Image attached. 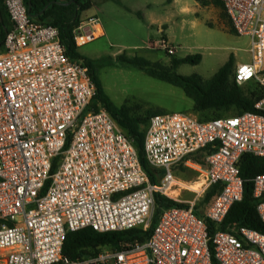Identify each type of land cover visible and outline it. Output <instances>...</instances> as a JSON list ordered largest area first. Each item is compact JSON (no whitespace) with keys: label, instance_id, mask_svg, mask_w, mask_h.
<instances>
[{"label":"built area","instance_id":"1","mask_svg":"<svg viewBox=\"0 0 264 264\" xmlns=\"http://www.w3.org/2000/svg\"><path fill=\"white\" fill-rule=\"evenodd\" d=\"M221 1L236 33L250 39L251 61L237 64L235 80L264 92V0ZM2 2L12 26L0 52V264H264V232H211L208 223L218 227L243 199L242 155L264 157V94L258 112L209 120L188 112L153 115L145 154L164 174L152 183L134 141L106 108H91L96 87L88 66L66 53L59 28L34 20L25 0ZM99 25L97 18L83 20L73 30L77 46L103 35ZM206 147L205 164L194 160ZM180 163L198 173L194 182L175 175ZM253 183L264 223V173ZM216 185L199 215L198 200ZM183 191L194 197L181 198ZM156 193L187 205L165 208L146 241L85 259L64 255L72 231L148 229Z\"/></svg>","mask_w":264,"mask_h":264},{"label":"trees","instance_id":"2","mask_svg":"<svg viewBox=\"0 0 264 264\" xmlns=\"http://www.w3.org/2000/svg\"><path fill=\"white\" fill-rule=\"evenodd\" d=\"M30 8L31 17L41 23L55 25L59 28L60 38L66 47V53L73 59L82 61L88 66L89 73L96 87V94L92 100L91 108L99 109L100 106L106 108L116 119L124 133L134 141L138 148L141 164L148 173L152 183H158L164 174V170L154 167L150 164L145 154V137L149 127L150 118L160 110L147 108L143 109L142 104L128 106L126 104L116 105L105 91L103 82L99 76V63L83 56L74 39L73 30L85 20L81 12L92 7L93 0H25ZM202 5L213 4L224 10L222 16L229 22L230 29L235 32L231 20L224 9L221 0H197ZM0 8L3 15V21H0L1 34L0 43L6 36V32L11 28L12 22L7 10L0 0ZM6 27V29L4 28ZM7 30V31H5ZM202 60L201 54L188 55L184 58L173 60L172 69L167 68L160 62H152L143 56L128 57L120 55L116 61H122L134 64L145 70L149 75L167 81L183 89L186 96L194 102L193 110L195 113L212 114L223 111L236 110L239 114L245 111L258 112L255 108L256 102L263 96V90L255 82V87L239 85L235 80L236 60L231 55L217 72L210 78H204L202 75L193 73L183 75L173 73L172 70L183 63L198 64ZM246 84V85H248ZM229 115V116H231ZM222 117V116H218ZM218 117H203L201 120H209ZM210 152V147H206L196 154L193 158L199 163L205 164V156ZM57 163H54L52 171H55ZM241 175L245 180V189L243 199L235 203L230 209L226 219L218 227L211 221H208L211 232L219 229L231 230L233 228L245 226L264 232V223L261 220L257 204L258 200L253 196V179L256 175L264 173V157L245 153L240 162ZM185 173L186 171L195 172L180 163L178 165ZM218 186L211 187L197 202L196 212L203 215V207L207 205L213 196L217 193ZM156 209L152 223L148 229L138 226L124 231L98 232L93 228H84L69 232L65 240L63 253L72 259H85L97 254L104 248L119 249L125 242L146 241L157 223L161 212L171 206H186L187 204L176 202L160 193L155 194ZM5 222L0 219V227ZM8 225L13 222L8 221Z\"/></svg>","mask_w":264,"mask_h":264},{"label":"rangeland","instance_id":"3","mask_svg":"<svg viewBox=\"0 0 264 264\" xmlns=\"http://www.w3.org/2000/svg\"><path fill=\"white\" fill-rule=\"evenodd\" d=\"M166 2L158 0L150 10V7L135 0H93L92 7L82 11L81 15L84 19L97 18L104 34L79 46V52L99 63V76L105 91L116 105L132 106L138 103L142 104L144 110L188 112L199 119L236 113L234 109L214 116L195 113L193 100L186 96L181 87L151 76L134 64L116 61L120 55L143 56L172 69L174 59L201 54L200 63H183L172 72L183 75L197 73L204 78L213 76L231 55H234L237 64L251 61L249 37L232 32L228 20L222 14L213 12L215 8L220 11L213 4L207 5L210 11L164 19L165 32H160L157 24L152 26L150 21L157 15L163 18L169 16ZM164 34L168 38V45L175 48L173 55H169L164 47ZM244 87H255V84ZM174 173L186 183L198 178L197 172L184 173L178 165ZM193 197L189 191L182 192L183 199Z\"/></svg>","mask_w":264,"mask_h":264},{"label":"crops","instance_id":"4","mask_svg":"<svg viewBox=\"0 0 264 264\" xmlns=\"http://www.w3.org/2000/svg\"><path fill=\"white\" fill-rule=\"evenodd\" d=\"M60 1H64V0H60ZM135 1H137V3H140L142 5L150 7V10H151V9H153V6H155L157 4L158 0H135ZM165 7L167 10L166 13L169 16H166L165 18H163L162 16L157 15V16H154L150 21L152 26L157 24V26L159 27V31L162 33L165 32V30H164L165 24H163L164 19L167 20V19L173 18V17H175V18H177V17H188L192 14H200V13H203L205 11H210L208 6L202 5L197 0H167ZM219 9H220V11L215 8V9H213L214 10L213 12H217V13L221 14L222 9L221 8H219ZM99 27L102 29V32L104 34V29H103V26L101 23H100ZM0 34H1V27H0ZM163 39H164L163 42H165V43L168 42V38L166 37L165 34L163 36ZM0 49H3V44H1V43H0Z\"/></svg>","mask_w":264,"mask_h":264},{"label":"water","instance_id":"5","mask_svg":"<svg viewBox=\"0 0 264 264\" xmlns=\"http://www.w3.org/2000/svg\"><path fill=\"white\" fill-rule=\"evenodd\" d=\"M56 2H60V0L56 1ZM29 10H30V8H29ZM0 21H3V15H2V12H1V8H0ZM4 28L6 29L5 26H4ZM5 31H7V30H5Z\"/></svg>","mask_w":264,"mask_h":264}]
</instances>
